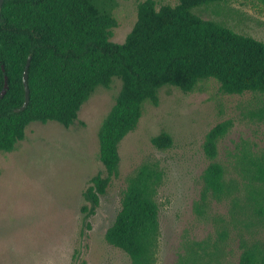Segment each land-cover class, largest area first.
Segmentation results:
<instances>
[{
    "label": "rangeland",
    "instance_id": "374dc122",
    "mask_svg": "<svg viewBox=\"0 0 264 264\" xmlns=\"http://www.w3.org/2000/svg\"><path fill=\"white\" fill-rule=\"evenodd\" d=\"M145 0H117L112 41L124 43ZM157 8L179 0H155ZM234 32L264 42V6L256 0L211 4L194 10ZM99 86L74 124L33 122L12 152L0 151V264H132L105 240L121 208L129 179L140 166L158 164L160 238L154 264H239L247 249H264V218L250 207L259 186L253 159L264 156V93L225 94L211 79L192 93L165 87L159 105L146 102L137 128L119 146L120 165L96 213L88 218L84 193L91 179L107 175L100 160L99 131L121 89ZM231 122L210 160L206 135ZM169 133L167 150L151 139ZM224 167L228 193L206 189L205 170ZM80 258V259H79Z\"/></svg>",
    "mask_w": 264,
    "mask_h": 264
},
{
    "label": "trees",
    "instance_id": "16d2710c",
    "mask_svg": "<svg viewBox=\"0 0 264 264\" xmlns=\"http://www.w3.org/2000/svg\"><path fill=\"white\" fill-rule=\"evenodd\" d=\"M238 0H179L159 9L155 0L138 6V19L124 43L112 41L118 23L117 0H5L0 20V94L8 76V90L0 99V151L12 152L33 122L56 121L68 127L81 106L114 79L122 83L115 104L99 131L100 160L107 175L91 179L84 193L88 218L100 205L120 165L119 146L133 132L149 102L159 105L160 91L175 87L184 93L215 80L225 94L264 93V42L238 34L194 10ZM264 6V0H256ZM30 102H25L23 75L29 58ZM231 122L206 135L210 160ZM160 150L173 138L163 132L151 139ZM257 188L250 207L264 218V156L253 159ZM163 172L146 163L129 179L121 208L105 233L106 242L126 253L132 264H154L160 238L158 188ZM206 189L218 199L228 193L224 167L212 162L204 173ZM80 259V258H79ZM81 264H87L81 260ZM239 264H264V249H247Z\"/></svg>",
    "mask_w": 264,
    "mask_h": 264
},
{
    "label": "water",
    "instance_id": "95a60500",
    "mask_svg": "<svg viewBox=\"0 0 264 264\" xmlns=\"http://www.w3.org/2000/svg\"><path fill=\"white\" fill-rule=\"evenodd\" d=\"M4 2H5V0H0V20H1V12H2ZM30 63H31V57L29 58V60L27 62V65H26V68L24 71V75H23V83H24V90H25V102L20 108L15 110L16 113L24 111L30 102V89H29V84H28V79H29L28 71H29ZM8 87H9L8 76L6 75L5 76V88L0 94V99L5 96V94L7 93Z\"/></svg>",
    "mask_w": 264,
    "mask_h": 264
}]
</instances>
